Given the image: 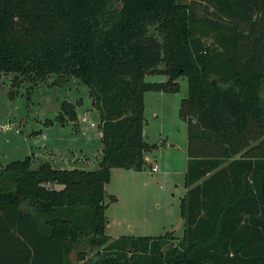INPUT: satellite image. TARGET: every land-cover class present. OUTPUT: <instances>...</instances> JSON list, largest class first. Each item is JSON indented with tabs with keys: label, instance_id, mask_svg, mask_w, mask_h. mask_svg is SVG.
Returning a JSON list of instances; mask_svg holds the SVG:
<instances>
[{
	"label": "trees",
	"instance_id": "trees-1",
	"mask_svg": "<svg viewBox=\"0 0 264 264\" xmlns=\"http://www.w3.org/2000/svg\"><path fill=\"white\" fill-rule=\"evenodd\" d=\"M117 1L0 0V73L14 89L81 81L103 143L96 171L32 169L30 157L0 169V264H72L74 250L87 264H264V0H204L203 14L197 2ZM182 77L184 236L110 239L111 171H142L157 147L144 140L145 94L179 93ZM82 105L64 102L56 122Z\"/></svg>",
	"mask_w": 264,
	"mask_h": 264
},
{
	"label": "rangeland",
	"instance_id": "rangeland-1",
	"mask_svg": "<svg viewBox=\"0 0 264 264\" xmlns=\"http://www.w3.org/2000/svg\"><path fill=\"white\" fill-rule=\"evenodd\" d=\"M192 2H197L203 14L204 0L176 1L181 6ZM113 5L120 10L122 4L113 0ZM204 40L211 45L214 33L208 31ZM13 79L11 74L0 73V169L30 157L32 169L49 163L62 170H98L103 143L99 113L92 105L89 88L72 77L51 76L37 87L25 84L14 89ZM145 80L166 83L169 78L151 75ZM178 83L179 93L145 94L144 140L157 146L144 154L145 168L140 172L111 171V181L105 188L106 235L110 239L160 237L169 231L176 239L171 244L176 245L184 235L181 200L187 191V125L180 117V104L188 95V78L182 77ZM80 100L83 105L77 108L76 122L67 118L64 124L56 122L64 102L76 104ZM48 121L55 124L48 126ZM154 167L157 172H153ZM87 257L88 261L92 255ZM74 261L80 262V254Z\"/></svg>",
	"mask_w": 264,
	"mask_h": 264
},
{
	"label": "water",
	"instance_id": "water-1",
	"mask_svg": "<svg viewBox=\"0 0 264 264\" xmlns=\"http://www.w3.org/2000/svg\"><path fill=\"white\" fill-rule=\"evenodd\" d=\"M77 254H79V251H78V250H74V251L70 254L69 258H70V260L72 261V264H81L80 262H82V261H86V260H87V257H86L85 255H83V256H81V258H80V262H75V261H74V258L77 256Z\"/></svg>",
	"mask_w": 264,
	"mask_h": 264
},
{
	"label": "crops",
	"instance_id": "crops-1",
	"mask_svg": "<svg viewBox=\"0 0 264 264\" xmlns=\"http://www.w3.org/2000/svg\"><path fill=\"white\" fill-rule=\"evenodd\" d=\"M73 161H75L74 164H76V161H77V160H73ZM71 164H73V162H72ZM70 168H71V170L73 169V167H70ZM186 190H187V189H186ZM186 192H187V191H186ZM185 194H186V193H185ZM184 196H185V195H184ZM168 232H169V231H168ZM183 236H184V235H183Z\"/></svg>",
	"mask_w": 264,
	"mask_h": 264
},
{
	"label": "built area",
	"instance_id": "built-area-1",
	"mask_svg": "<svg viewBox=\"0 0 264 264\" xmlns=\"http://www.w3.org/2000/svg\"><path fill=\"white\" fill-rule=\"evenodd\" d=\"M158 171V168L157 167H154L153 168V172H157Z\"/></svg>",
	"mask_w": 264,
	"mask_h": 264
}]
</instances>
